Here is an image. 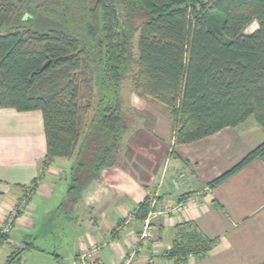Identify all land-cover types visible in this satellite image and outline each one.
Segmentation results:
<instances>
[{
    "label": "trees",
    "instance_id": "obj_1",
    "mask_svg": "<svg viewBox=\"0 0 264 264\" xmlns=\"http://www.w3.org/2000/svg\"><path fill=\"white\" fill-rule=\"evenodd\" d=\"M129 72L137 97L165 106L173 147L249 117L264 128V0H0V109L39 110L46 141L40 175L27 190L65 159L67 196L75 202L116 165ZM256 157L264 161V141L210 185ZM153 201L146 197L133 217L143 222ZM216 242L184 222L170 256L185 264ZM25 249L6 264H19Z\"/></svg>",
    "mask_w": 264,
    "mask_h": 264
},
{
    "label": "crops",
    "instance_id": "obj_2",
    "mask_svg": "<svg viewBox=\"0 0 264 264\" xmlns=\"http://www.w3.org/2000/svg\"><path fill=\"white\" fill-rule=\"evenodd\" d=\"M136 98L141 103L134 109L146 121L127 124L119 162L75 202L67 196L71 163L65 159L43 172L33 192L27 190L46 153L41 112L0 109V231L8 214L20 210L11 231L2 234L0 264L23 247L19 264H81L78 255L93 245L99 249L87 264H120L133 244V264H177L170 252L176 226L184 222L217 240L203 258L189 255L185 264H264L263 159L210 185L264 141V128L249 117L173 147L169 117ZM146 197L154 199L156 211L186 206L168 218L154 215L151 239L141 237L143 222L132 215Z\"/></svg>",
    "mask_w": 264,
    "mask_h": 264
},
{
    "label": "built area",
    "instance_id": "obj_3",
    "mask_svg": "<svg viewBox=\"0 0 264 264\" xmlns=\"http://www.w3.org/2000/svg\"><path fill=\"white\" fill-rule=\"evenodd\" d=\"M155 202H152V206H154ZM185 204H167L159 211H151L148 213L146 218L143 221V229L141 233L142 238L151 239V232H150V226H151V218L154 215H161L163 218H168L171 214H177L181 212L185 208ZM16 210H13L11 213L8 214L5 220V224L0 231V235L6 234L11 231L12 229V220L16 217ZM99 249V246H91L87 250H83L79 255L78 259L81 262V264H87V262L92 258L93 254ZM137 253V245L133 244L131 249L125 254L124 258L122 259L120 264H133V261L136 258Z\"/></svg>",
    "mask_w": 264,
    "mask_h": 264
},
{
    "label": "rangeland",
    "instance_id": "obj_4",
    "mask_svg": "<svg viewBox=\"0 0 264 264\" xmlns=\"http://www.w3.org/2000/svg\"><path fill=\"white\" fill-rule=\"evenodd\" d=\"M257 28V25L256 23H253L246 31H245V34H250L252 33L255 29ZM135 44V43H134ZM135 46V45H134ZM133 53L136 55V48L134 47L133 49ZM130 72L127 73L125 76H124V79H123V82H122V86H121V91H120V94H121V100H122V106H123V110H124V114H126V119L128 120V123L130 124H135L137 123V121L140 122V125L143 124V120L147 119L146 116H143V112H136L134 107L136 108L137 106L136 105H139V102L137 100V96L135 95V93L132 91V82H131V77H130ZM139 98V97H138ZM145 100V99H143ZM132 101H133V106H132ZM146 103L150 104L151 106H153L154 108H157V109H160L161 112L166 113V108L164 105L160 104V103H157V102H154V101H151L149 99H146L145 100ZM144 121V122H145ZM125 141V138H123V142ZM119 162V159L117 161V163ZM70 182V178L68 180V184ZM67 188H68V185H67ZM23 247V246H22Z\"/></svg>",
    "mask_w": 264,
    "mask_h": 264
}]
</instances>
